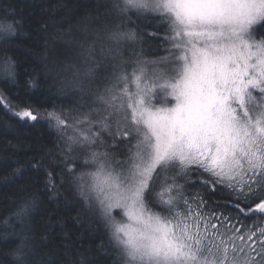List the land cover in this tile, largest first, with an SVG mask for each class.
Here are the masks:
<instances>
[{
  "label": "snow or ice",
  "instance_id": "1",
  "mask_svg": "<svg viewBox=\"0 0 264 264\" xmlns=\"http://www.w3.org/2000/svg\"><path fill=\"white\" fill-rule=\"evenodd\" d=\"M130 10L154 13L166 34L124 31ZM111 15L76 43L65 81L80 96L74 108L41 112L0 91V108L59 134L29 167L51 166L46 191L69 181L117 264H264V0H113ZM16 31L0 24V40ZM127 40H155L163 54L129 72ZM0 78L16 81L10 56ZM218 190L227 202L209 201ZM37 203L14 213L26 229ZM14 255L33 264L27 246Z\"/></svg>",
  "mask_w": 264,
  "mask_h": 264
},
{
  "label": "trees",
  "instance_id": "2",
  "mask_svg": "<svg viewBox=\"0 0 264 264\" xmlns=\"http://www.w3.org/2000/svg\"><path fill=\"white\" fill-rule=\"evenodd\" d=\"M112 3L0 0V24L17 22L16 36L7 37V43L0 40V57L7 55L15 61L16 81L0 78V91L13 104L24 106L28 102L41 112L78 105L79 94L65 82L71 76L69 66L77 60L76 43L83 41L86 30L112 23ZM127 15L131 19L122 25L124 31H134L137 36L158 31L166 34L164 22L154 13L130 10ZM260 34L264 32L258 33V38ZM156 44L155 40L124 41L121 51L129 62L127 70L138 56L150 60L160 55ZM136 50L139 53L135 54ZM58 135L56 128L45 122L24 123L0 108V264H15L14 252L24 246L31 249L33 264H117L105 229L86 210L69 181H57V191H46L44 173L51 166L45 164L39 170L29 167V162L46 160L55 152ZM208 198L224 203L228 194L218 190ZM24 199L38 201L27 218V229L14 216Z\"/></svg>",
  "mask_w": 264,
  "mask_h": 264
},
{
  "label": "rangeland",
  "instance_id": "3",
  "mask_svg": "<svg viewBox=\"0 0 264 264\" xmlns=\"http://www.w3.org/2000/svg\"><path fill=\"white\" fill-rule=\"evenodd\" d=\"M134 53L136 54V53H139V50H136V51H134ZM163 53L161 52V54L160 55H162ZM137 58H140L139 56L137 57ZM136 58V59H137ZM142 59H147V58H142ZM129 72L131 71V69L130 70H128ZM121 219V218H120Z\"/></svg>",
  "mask_w": 264,
  "mask_h": 264
},
{
  "label": "bare ground",
  "instance_id": "4",
  "mask_svg": "<svg viewBox=\"0 0 264 264\" xmlns=\"http://www.w3.org/2000/svg\"><path fill=\"white\" fill-rule=\"evenodd\" d=\"M16 36V35H15Z\"/></svg>",
  "mask_w": 264,
  "mask_h": 264
}]
</instances>
